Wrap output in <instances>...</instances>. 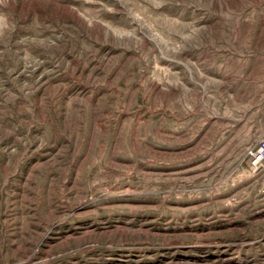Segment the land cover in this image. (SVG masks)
<instances>
[{"label": "rangeland", "instance_id": "1", "mask_svg": "<svg viewBox=\"0 0 264 264\" xmlns=\"http://www.w3.org/2000/svg\"><path fill=\"white\" fill-rule=\"evenodd\" d=\"M263 136L264 0H0V264H264Z\"/></svg>", "mask_w": 264, "mask_h": 264}, {"label": "built area", "instance_id": "2", "mask_svg": "<svg viewBox=\"0 0 264 264\" xmlns=\"http://www.w3.org/2000/svg\"><path fill=\"white\" fill-rule=\"evenodd\" d=\"M256 150H250L249 154L252 156L253 164L261 166L264 164V136L259 140Z\"/></svg>", "mask_w": 264, "mask_h": 264}, {"label": "bare ground", "instance_id": "3", "mask_svg": "<svg viewBox=\"0 0 264 264\" xmlns=\"http://www.w3.org/2000/svg\"><path fill=\"white\" fill-rule=\"evenodd\" d=\"M239 259H240V260H239L240 262H243V258H242V257H240Z\"/></svg>", "mask_w": 264, "mask_h": 264}]
</instances>
